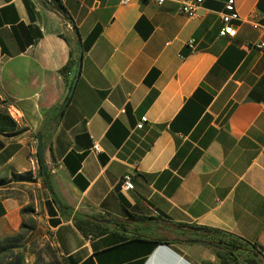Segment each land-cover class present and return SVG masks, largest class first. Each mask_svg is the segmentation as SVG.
<instances>
[{"label":"crops","instance_id":"0c3cea01","mask_svg":"<svg viewBox=\"0 0 264 264\" xmlns=\"http://www.w3.org/2000/svg\"><path fill=\"white\" fill-rule=\"evenodd\" d=\"M226 1L203 0L189 16L179 0H60L66 19L48 0H0V178L32 175L0 187V241L25 222L64 264H216L206 247L165 243L187 224L264 255V48L247 49L264 43V0H234L233 37L219 34ZM80 50L43 151L61 204L105 218L99 237L61 215L38 174V131L61 107L74 69L60 70Z\"/></svg>","mask_w":264,"mask_h":264},{"label":"trees","instance_id":"16d2710c","mask_svg":"<svg viewBox=\"0 0 264 264\" xmlns=\"http://www.w3.org/2000/svg\"><path fill=\"white\" fill-rule=\"evenodd\" d=\"M49 3L61 13L66 19L68 15L62 6L60 0H48ZM84 48V47H83ZM78 59V52L75 51L74 58L70 59L66 65L60 70L62 75L74 69ZM58 106L55 110L47 112L45 114L42 126L38 131L40 135L43 149L46 147L45 140L52 132V126L59 119L58 116ZM39 177L42 179L44 186L45 179L39 165ZM12 181H32L31 173H25L21 175L13 174L10 179L6 180L0 178V187L6 185ZM54 205L61 213L65 219H70L74 227L82 234L84 237H99L111 230L110 226L104 224V217L96 216H86L80 213L74 212L73 209L63 205V208L60 209L52 199ZM30 210L24 208L21 210L22 214L27 213ZM133 221L145 222L146 218H137L129 216ZM118 224H116L117 226ZM176 227L180 228L182 231V238L165 241L166 244L174 243H185L190 245H200L211 250L216 259V264H264V255L262 254L263 248L257 246L255 243H251L241 237H238L234 234L225 232L223 230L209 228L205 226L198 225H187V224H178ZM36 230L35 226H30L25 222L21 224L20 231L10 237H7L0 241V264H24L22 257L15 253L21 249L22 251L30 250L31 253H34V244H27L28 239L32 233ZM21 243V244H20ZM155 243H161L160 240H157ZM204 243V244H202ZM50 251V250H49ZM32 264H64V262L57 260L55 254L38 253L36 259ZM202 264H214L211 262L204 261Z\"/></svg>","mask_w":264,"mask_h":264},{"label":"built area","instance_id":"2783aa9c","mask_svg":"<svg viewBox=\"0 0 264 264\" xmlns=\"http://www.w3.org/2000/svg\"><path fill=\"white\" fill-rule=\"evenodd\" d=\"M157 5H162L167 1H174V0H153ZM182 3V6L179 8V13L185 15H196L199 11L200 5L203 0H179ZM130 0H122V3H129ZM221 20L223 23V27L221 28L219 34L220 36H229L233 37L236 34V28L232 25V22L240 21L239 15L235 9L234 0H227L224 6V11L221 14ZM251 20V19H249ZM252 21V20H251ZM264 29V25L262 26ZM193 41L190 40L188 42V46L192 48ZM257 48L262 49L264 48V43L254 44L253 46H248L247 49ZM146 122V117L141 118V122L136 126L138 129L143 127V124ZM93 151L95 153L99 152V146L97 144L93 145ZM121 188L123 191L128 192L132 190V179L130 174H126L123 176L121 180ZM156 213V212H155Z\"/></svg>","mask_w":264,"mask_h":264},{"label":"water","instance_id":"95a60500","mask_svg":"<svg viewBox=\"0 0 264 264\" xmlns=\"http://www.w3.org/2000/svg\"><path fill=\"white\" fill-rule=\"evenodd\" d=\"M81 63H82V50H80L78 53V59H77V63H76L75 68H74L73 78L70 82L66 97H65V99H64V101L61 104V107L59 109V112H58L59 115L62 114L64 108L66 107V105L68 104V102L70 101V99L72 97V94H73L74 88L76 86L77 80L80 76ZM36 153H37L38 162H39V165L41 167L42 174H43L44 179H45L46 187H47L52 199L54 200V202L58 206V208L62 209L63 205L58 200V198H57L56 194L54 193V191L51 187V184H50L49 172H48V168L45 164V160H44L43 144H42V140H41L40 135H37V137H36ZM41 235H42V230L39 228L36 229L32 233V235L30 236V238L28 239L27 244H31V243L35 242ZM202 244H204V243H202Z\"/></svg>","mask_w":264,"mask_h":264},{"label":"rangeland","instance_id":"374dc122","mask_svg":"<svg viewBox=\"0 0 264 264\" xmlns=\"http://www.w3.org/2000/svg\"><path fill=\"white\" fill-rule=\"evenodd\" d=\"M41 229L40 227H36V229ZM41 237H42V235L36 240V242H38V243H36L35 245H34V251L36 252V255L38 254V253H46V254H51L52 253V251L50 250V248L46 245V243L43 241V240H41ZM50 250V251H49Z\"/></svg>","mask_w":264,"mask_h":264}]
</instances>
